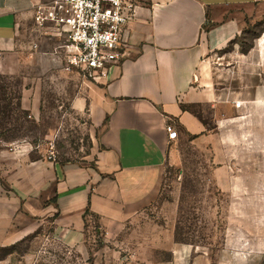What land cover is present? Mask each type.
<instances>
[{
	"label": "crops",
	"instance_id": "crops-1",
	"mask_svg": "<svg viewBox=\"0 0 264 264\" xmlns=\"http://www.w3.org/2000/svg\"><path fill=\"white\" fill-rule=\"evenodd\" d=\"M46 1L0 0V51L12 47L21 26ZM133 1L135 16L123 30L128 52L121 64L106 78L92 79L87 94L73 103L87 107L96 128L93 158L60 161L26 157L18 150L3 153L0 247L48 224L67 243L81 244L93 227L104 241L93 255L95 264H116L117 247L151 241L141 227L146 210L161 195L167 169L182 162L180 135L215 138L230 106L241 108V122H258L256 114L264 107L259 95L264 43L241 52V101L233 97L230 104V97L212 85L200 88L197 74L210 50L261 17L264 0ZM195 104L211 112L200 114ZM167 124L176 129L177 139L169 138Z\"/></svg>",
	"mask_w": 264,
	"mask_h": 264
},
{
	"label": "rangeland",
	"instance_id": "rangeland-1",
	"mask_svg": "<svg viewBox=\"0 0 264 264\" xmlns=\"http://www.w3.org/2000/svg\"><path fill=\"white\" fill-rule=\"evenodd\" d=\"M33 18L21 26L12 47L0 51V166L3 153L15 150L31 158L91 160L96 128L87 107L73 103L94 80L68 64L62 38ZM255 42L264 43V12L207 53L198 86L224 91L230 104L233 97L241 101V52ZM259 92L264 99V85ZM20 96L27 102L25 114L17 108ZM195 110L211 112L201 104ZM229 110L215 138L180 135L182 162L167 169L161 195L141 227L151 241L117 247L116 264H263L264 107L256 123L241 122V108ZM103 243L93 227L79 244L67 243L48 224L0 247V264H95L93 255Z\"/></svg>",
	"mask_w": 264,
	"mask_h": 264
},
{
	"label": "built area",
	"instance_id": "built-area-1",
	"mask_svg": "<svg viewBox=\"0 0 264 264\" xmlns=\"http://www.w3.org/2000/svg\"><path fill=\"white\" fill-rule=\"evenodd\" d=\"M135 10L133 0H48L36 6L33 19L62 38L70 66L97 80L106 78L128 52L123 30ZM235 105L240 107L241 102ZM166 130L170 139H177L172 125L167 124Z\"/></svg>",
	"mask_w": 264,
	"mask_h": 264
},
{
	"label": "trees",
	"instance_id": "trees-1",
	"mask_svg": "<svg viewBox=\"0 0 264 264\" xmlns=\"http://www.w3.org/2000/svg\"><path fill=\"white\" fill-rule=\"evenodd\" d=\"M21 96L18 98L19 99V102H18V104H17V108L20 110V112L22 113V114H25V111H24V109H22V103H21ZM8 106H9V104H7V106H6V108H8ZM87 213H88V211H87ZM263 264H264V261L262 262Z\"/></svg>",
	"mask_w": 264,
	"mask_h": 264
}]
</instances>
